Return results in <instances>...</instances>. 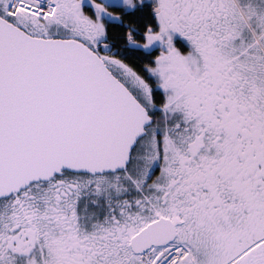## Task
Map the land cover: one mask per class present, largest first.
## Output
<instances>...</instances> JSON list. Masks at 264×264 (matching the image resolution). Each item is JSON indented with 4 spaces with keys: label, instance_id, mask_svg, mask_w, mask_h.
Wrapping results in <instances>:
<instances>
[{
    "label": "snow or ice",
    "instance_id": "1",
    "mask_svg": "<svg viewBox=\"0 0 264 264\" xmlns=\"http://www.w3.org/2000/svg\"><path fill=\"white\" fill-rule=\"evenodd\" d=\"M0 264H264V0H0Z\"/></svg>",
    "mask_w": 264,
    "mask_h": 264
}]
</instances>
